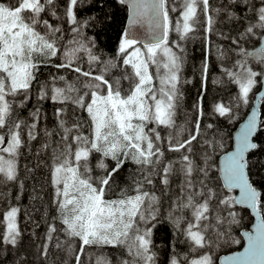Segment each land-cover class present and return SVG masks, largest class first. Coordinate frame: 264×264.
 Listing matches in <instances>:
<instances>
[{
    "label": "snow or ice",
    "instance_id": "snow-or-ice-1",
    "mask_svg": "<svg viewBox=\"0 0 264 264\" xmlns=\"http://www.w3.org/2000/svg\"><path fill=\"white\" fill-rule=\"evenodd\" d=\"M258 84L264 0H0V264H264V118L222 135Z\"/></svg>",
    "mask_w": 264,
    "mask_h": 264
},
{
    "label": "trees",
    "instance_id": "trees-1",
    "mask_svg": "<svg viewBox=\"0 0 264 264\" xmlns=\"http://www.w3.org/2000/svg\"><path fill=\"white\" fill-rule=\"evenodd\" d=\"M109 11L115 13L114 20L111 24V27L109 31L102 37H100V40L102 44L104 45L105 49L109 52L112 51L114 48L115 44L117 43L118 40V35L120 31L125 28L126 26V13L124 11L118 10V8H111ZM254 45H247V47H253ZM256 46V45H255ZM201 48H200V39L197 37L194 39L189 45L187 49V59H186V64H185V71H184V77L188 80H191L190 84L185 85V92H186V99H185V104L187 105L188 103L191 102V100L196 96L197 94V88L199 84V64H200V58H201ZM251 61V59H250ZM46 71V70H45ZM216 72H213L212 78L214 79L216 76ZM259 84L256 86V88L253 89L252 94H250V100L249 104L243 108L240 109L237 119L232 122V123H227L223 122L222 123V135L224 136L225 140V150H230L233 145V131L234 129L238 126V124L245 118L247 115L251 105H252V100L254 97V93L258 89ZM216 87L210 85V92L214 95L216 93ZM46 108H48V105H45ZM261 112H262V118H264V100H262L261 103ZM255 140L257 142L264 141V133L259 132L257 133V136L255 137ZM257 157V161H264V153L257 152L255 153ZM252 154H250L251 158ZM256 163V166L253 167L252 171L254 173L258 172L259 168V163ZM126 167L131 168V165H126ZM262 176H264V173H260L257 175L253 176V179L256 181H261ZM23 203H27V200H24L22 198ZM241 215L243 217L242 219V224L241 226L236 230V236L237 238L241 239V244L240 245H232L230 248H223L218 251L217 255H221L223 253H228L231 251H235L237 249H240L243 245V239L241 234V230L243 229H249L250 225L253 222V217L250 214L249 210H242ZM170 235V233H161V236L167 238V236ZM23 243H30V241H27V239ZM184 246L181 245V248ZM7 259L8 264H14V258L9 259L8 257H5Z\"/></svg>",
    "mask_w": 264,
    "mask_h": 264
},
{
    "label": "water",
    "instance_id": "water-1",
    "mask_svg": "<svg viewBox=\"0 0 264 264\" xmlns=\"http://www.w3.org/2000/svg\"><path fill=\"white\" fill-rule=\"evenodd\" d=\"M126 27V26H125ZM134 32L137 33V35L140 36L141 38V43H146L148 42V39L149 37L147 36L146 34V30L144 28H139V29H133ZM255 47H258V45L256 46H253V47H249L248 50L249 52L253 51L255 49ZM251 59V58H250ZM262 97H264V86L262 85H259L257 91L254 93V97H253V100H252V105L247 113V115L245 116V118L238 124V126L234 129L233 131V145H234V137L236 135V133L239 131V128L247 121L248 117L251 115L252 111H256L257 113V116L262 118V112H261V103H262ZM255 139V138H254ZM233 145H232V148H233ZM231 148V149H232ZM230 149V150H231ZM238 195V192L235 193ZM250 211V210H249ZM251 214V213H250ZM254 220V218H253ZM253 223V222H252ZM250 227L249 229H243L241 230V233H243L244 231H250ZM243 239V238H242ZM246 246V242L243 240V245L240 249H237L235 251H231V252H228V253H223L221 255H219L220 257H223L225 255H231L237 251H243V248Z\"/></svg>",
    "mask_w": 264,
    "mask_h": 264
}]
</instances>
